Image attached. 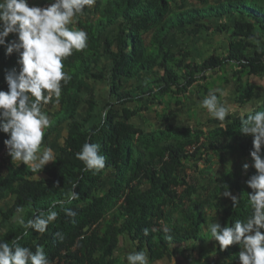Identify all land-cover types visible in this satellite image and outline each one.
<instances>
[{
  "label": "trees",
  "instance_id": "1",
  "mask_svg": "<svg viewBox=\"0 0 264 264\" xmlns=\"http://www.w3.org/2000/svg\"><path fill=\"white\" fill-rule=\"evenodd\" d=\"M72 26L88 33L87 47L63 60L71 80L59 103L43 108L52 121L44 143L59 126L63 141L56 161L36 175L6 152L0 240L20 237L33 251L40 244L50 264H126L123 241L131 251L147 249L150 264H240L239 245L221 249L205 229L251 214L253 137L240 133V118L249 106L264 111L256 82L264 78V0H96ZM18 59L0 46V90H8L4 76L19 71ZM214 89L230 107L223 122L195 109ZM177 107L197 123L175 121ZM7 138L0 132V151ZM85 142L100 145L105 169L85 171L76 157ZM224 190L237 196L236 207ZM17 206L25 221L34 210L58 216L40 234L15 222Z\"/></svg>",
  "mask_w": 264,
  "mask_h": 264
},
{
  "label": "clouds",
  "instance_id": "2",
  "mask_svg": "<svg viewBox=\"0 0 264 264\" xmlns=\"http://www.w3.org/2000/svg\"><path fill=\"white\" fill-rule=\"evenodd\" d=\"M28 2L35 6L30 7ZM95 2L52 0L36 4L30 0H0V46L4 47L5 55L17 53L20 66L19 71L13 68L4 76L8 90H0V132L8 135L3 143L11 160L16 161L17 166L21 163L28 166L35 175L46 164L56 161L53 148L44 143L45 129L51 126L52 121L43 108L53 101L58 104L62 87L71 80V75L64 71L63 60L74 51L85 49L88 41V33L72 25L84 15L85 8H91ZM47 4V7H36ZM9 34H14L15 39L6 42ZM217 93L223 95L220 89H214L200 105L210 118L223 122L230 107L219 99ZM244 111L249 114L240 118V133L253 137L250 156L256 170V174L245 181L252 190L247 194L251 214L246 220L236 219L223 227L216 220L205 230L221 249L239 245L240 264H264V233L261 231L264 230V157L261 155L264 111H256L251 106ZM76 157L84 163L85 171H100L106 167V157L100 153L97 143L85 142ZM248 167L247 163L243 165L245 170ZM75 188L76 184H73L72 199L79 195ZM222 195L232 201L233 207L240 203L229 190H224ZM23 212L24 209L17 206V215L13 217L15 222L40 234L58 216L51 208L47 213L34 210L31 218L25 221ZM65 214L75 217L76 212L66 209ZM211 215L216 216V212ZM163 231L167 234L171 229L165 226ZM56 236L63 239L59 232ZM168 239L171 240V236ZM19 240L20 237L12 238L10 243L0 240V264H50L42 245L37 244L33 251L22 246ZM122 259L126 264H150L147 249L126 251Z\"/></svg>",
  "mask_w": 264,
  "mask_h": 264
},
{
  "label": "rangeland",
  "instance_id": "3",
  "mask_svg": "<svg viewBox=\"0 0 264 264\" xmlns=\"http://www.w3.org/2000/svg\"><path fill=\"white\" fill-rule=\"evenodd\" d=\"M199 43H201V42H199ZM205 47H201L200 48V50H205L204 49ZM204 52H206V51H204ZM257 82H261L262 81V83H263V85H264V78H260V79H257L256 80ZM97 93L99 94V95H105L106 93L103 91V90H101L100 89V92L99 91H97ZM102 97V96H101ZM58 108V107H57ZM201 108L202 107H199V106H196L195 107V109H197V111L198 112H200L199 110H201ZM177 109H179V110H183V109H180V107H177ZM184 111V110H183ZM178 112V113H176V115L174 116V120L176 121V120H180V119H182V120H184L186 123H197V121L194 119V120H191V118L189 117V115H187L186 114V112ZM203 114V112L202 113H200L199 115H202ZM173 119V118H172ZM64 135H65V130H63V126H59L58 128H57V130L53 133V134H51L50 136H49V142H48V146H50V147H52L53 148V150H54V152L56 153L57 152V149H58V147H59V145L61 144V142L63 141V137H64ZM213 167H215V168H217V165L215 164ZM188 173H189V171H188ZM192 174V173H191ZM122 245H123V247L121 248V250H120V255L121 254H124L126 251H131V249L129 248L130 247V245L129 244H126V246H124L125 244H124V241L122 242ZM123 251V252H122ZM173 261H174V264H177V262H176V259L175 258H169V259H165V260H163V261H159V263L158 264H173Z\"/></svg>",
  "mask_w": 264,
  "mask_h": 264
},
{
  "label": "built area",
  "instance_id": "4",
  "mask_svg": "<svg viewBox=\"0 0 264 264\" xmlns=\"http://www.w3.org/2000/svg\"><path fill=\"white\" fill-rule=\"evenodd\" d=\"M49 4H47V5H42V6H36V7H47ZM31 6H35V5H31ZM30 6V7H31ZM6 152H7V149H6V147H4L1 151H0V162L2 161V159L3 158H5L6 157Z\"/></svg>",
  "mask_w": 264,
  "mask_h": 264
},
{
  "label": "crops",
  "instance_id": "5",
  "mask_svg": "<svg viewBox=\"0 0 264 264\" xmlns=\"http://www.w3.org/2000/svg\"><path fill=\"white\" fill-rule=\"evenodd\" d=\"M257 80V79H256ZM257 82V81H256ZM258 84H260L261 86H264L262 81L261 82H257Z\"/></svg>",
  "mask_w": 264,
  "mask_h": 264
}]
</instances>
